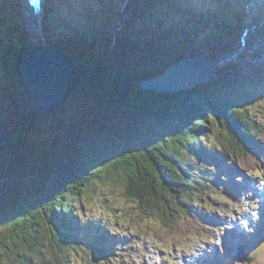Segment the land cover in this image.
Here are the masks:
<instances>
[{"label": "trees", "instance_id": "obj_1", "mask_svg": "<svg viewBox=\"0 0 264 264\" xmlns=\"http://www.w3.org/2000/svg\"><path fill=\"white\" fill-rule=\"evenodd\" d=\"M9 1L11 2L9 3ZM9 1L5 6L2 4L4 7L2 12H0V61L2 62L5 76L4 79H0V112L5 114L4 116L9 122V136L11 141V145L8 149L0 148V155L4 164L1 171L2 176L9 177L11 180L4 198L0 203V264H35V260H33L34 258H41L40 260L43 261L44 264H71V258L74 256L73 252L78 254L80 250L86 248L87 244L91 242V240L92 243L90 244L92 246L97 245L98 248L99 241L90 239L88 237L90 236L88 235L90 232L83 231L87 235L88 239L82 238L79 240H70L66 238V236H68L67 233L61 234L59 232V225H57L58 221H66L68 218L66 213L68 211L71 216L76 218L78 210L76 207L73 208L70 203H64L65 197H69L68 199H71L70 202H77L79 205L78 207H83L82 195L84 191L85 194H90L95 191L94 184H96V182H94L93 177H98L97 180H100L99 182L103 186L112 185L115 187L117 185H114V183H120L119 186L124 189L128 199H133L134 201H136L135 199H139V205L143 211V215L145 214L148 218V216H150L148 214H152L151 217L153 219L157 218L163 226L172 227L173 224L181 225L182 220H184L185 223H191L194 225V221L197 219L196 214L198 207H206L210 211L217 210L218 204L213 205V201H211V199L214 197L212 190L217 191V189H219L217 184L221 181L219 178L221 170L218 168V163L221 159L217 156L220 155V152L224 156L231 155L233 159L240 162L244 166L253 167L255 164H259L260 167H263V162L259 161V158L252 155L251 151L256 149L253 148L254 144H257L260 138H264V126L263 123L256 118V116L252 115L251 112L253 107H258V109L264 107L262 106L264 102V92L260 89L262 82H264V68L258 71L256 75L253 73L247 74V77L243 76L241 79L236 78V80H231L230 78H227L225 80L222 78L225 80V84L229 85L228 89H225L226 91L223 90L225 86H217V88L214 86L213 89L215 90V94H213L209 92L212 84L205 86L204 91L209 93L206 95L207 98H205L203 102L199 101V104L197 103V106L193 108L194 112L191 113L192 115H189V119L192 122V126L189 129V133L191 135L186 138V135L180 132V119L183 118V120H185L188 111H186V109H191L193 106L192 104H194L191 101L193 97H190V95H177V92L173 94L169 93V95L166 94V96L162 98L159 97L151 99V96V100L146 98V101L150 103L155 112L154 116L151 115L148 117L150 119H147L148 125L149 122L154 124L152 127L149 125V127L155 133L151 136L150 141L156 154L151 157H145L143 154H140L134 159L128 158L129 160H126L123 163V166H121L116 163V155L118 154V156L121 155L125 158L126 156L124 155V152L126 151V153L131 154L130 149H128V147L126 150H123L121 147L117 148V154L115 153L111 156L110 151L109 153L107 152L108 148L106 144V140L109 137H107V135H103L104 137L102 136V140H98V134H91L93 128L86 132L88 136L83 135L84 131L81 130L82 135L79 133L76 139L72 138V140H69V145H66L68 148L65 147V142H62V144L59 142L57 135L53 136L56 137L55 140L52 137L50 142L52 145H46L43 150L32 149V147H29L31 139L25 136L23 137V135H18V130L14 128L19 126L23 130H26L27 128L28 132H35L37 134L44 135L46 129L42 128L44 123L40 124L41 118L47 119L48 117H52V115H54V117L58 116L59 112H62L64 109L63 107L68 105L67 103L69 100L67 101L68 98L64 99L57 108L48 114H38L26 88L21 81L20 75L17 74L16 71L13 73L9 72L11 66L8 65L4 56L5 58L7 56L9 57V52L12 50L14 63L19 67V61L16 59L18 57L15 56L16 49L12 47L13 49L11 50V46L13 45L16 47L15 43L17 42L16 35H18V33H15V28H19L22 33L24 32L27 34V30L25 29L26 24H21L20 21L22 20L19 17L20 15L15 14L13 11V1ZM157 3H159L157 0L150 1L148 9H146V12L151 17H155V22L151 23L148 20L149 17L144 16L146 24L143 23V25L139 26L140 30L143 27L154 30L159 28L156 27V25H158ZM117 4H120V0H93L92 3L91 0H86V3L83 4L82 7L79 8L76 6V8H79V12H82V15L78 17V21L75 23H69V21L66 22L63 20V22L67 26L72 27V29L77 27L73 26L74 24L81 23V27L87 30L85 32L88 33L89 40L91 41V37L94 38V44L92 45L87 41L84 45V49L80 46H75L82 42L81 38V40L78 41L79 43H68V45L66 43H62L61 50L59 49V51L69 58L76 68V71L74 69L72 72L74 77L72 76L71 88H69L68 97H71V91L73 90H75L76 96H78L77 94L79 93L80 87H78L79 85L77 84L76 79L81 82V80L85 77L84 74L79 77L78 74L81 71L77 72V70L80 69L83 64H86V66L84 65L83 67L90 69L94 67L93 61H90L89 58L86 57L88 55L95 56L96 60H98L99 55L116 56L117 62L120 64L121 69L123 68V72L125 73V75H123L124 78L128 76L129 78L133 77L132 72L134 70V77H136L135 85L144 78L159 75L160 72L167 66V62L165 63L164 61L165 59H162V56L167 49L165 47L166 45L157 40L158 38H162L163 30H161V32L151 33V31L143 32V30H145L143 29L142 32H140V35L136 38V41H133V38L137 35L135 32L138 31V28H136V30H132L134 33L133 35H121L125 40H123L121 36L111 33V21L117 14ZM136 8L137 3L135 4V10ZM75 11L78 12V9ZM168 14H165L164 17L168 16ZM55 17L59 20L61 19L60 16ZM208 21H210V19L204 21L203 18L200 19L196 16H192L190 18L188 17L185 21L186 23L184 24L186 28L183 27L185 29L183 34L177 32V25L179 24L172 26L175 31L174 33L172 32L173 35L177 34L180 37L181 35H184L180 39L184 42L183 46H181L180 40L178 39L180 49L185 51L192 47L194 51L197 50L196 47L203 45V33L207 34L206 36L209 43H215V36L213 35L212 29L209 31V27L206 24ZM167 23L170 25L172 22L168 21ZM210 24H212V22H210ZM218 24H220V27L226 28H222L219 33L225 32L230 34L233 32L230 30L231 26H228L224 20H222V23L219 22ZM106 31H109V33ZM104 32H106V36L104 35ZM8 33L11 34L10 37H13L12 40H14V42L9 39L10 37L7 35ZM67 34L68 33H64L63 35ZM79 34L82 35L81 33ZM113 35L116 36H114L115 40H119L121 42H117L120 45L116 43L113 44L112 41H110L112 38L111 36ZM129 38L133 41L128 42L129 44H132L136 48L139 46L136 54L132 53V50L127 49L126 46L123 47L124 44H128L125 43V41L127 39L129 40ZM100 45H102L101 48ZM4 48L7 50L6 53L4 52ZM150 49L154 50L148 52ZM133 50L135 49L133 48ZM176 51L178 50L176 49ZM176 51L174 49V52ZM78 52H81V54ZM175 54H172L170 58H168V60H171L169 63H175L186 56L185 52L182 54L176 52ZM134 55L136 56L135 59H137V57H142L143 59L145 58V65L147 67L140 66L144 65L142 63L138 62L136 64V62L131 61L135 60L132 59ZM1 58H3V60H1ZM11 59H13V56L10 60ZM126 63L129 64L126 65ZM152 63L153 66L148 67ZM163 72L164 70L162 73ZM230 82H233L234 86L230 85ZM83 85H85V83H83ZM83 92L84 98H82L81 101L79 99L80 103L86 101L85 97L87 96V93L85 92V89H83ZM155 96L156 94L153 95V97ZM74 109L76 110L77 107ZM176 110H179L181 113L183 111L181 117L180 113ZM207 110H210V113L218 120V126L221 128L220 130L217 128V131L214 134V136H216L215 143L218 142V145L214 144L212 146L209 144L210 142L206 140V137L209 136L210 133L214 132V128L210 125ZM53 112L56 113L54 114ZM69 114V112L63 111V113L59 115V117H62L60 121L62 119L67 120V118H69ZM13 115L17 116L16 120L12 119ZM20 115L24 116L21 117ZM177 119H179V121H177ZM60 123L58 126L56 125V127L63 130L62 126L64 125L62 124L61 126ZM204 126L206 127L202 131L200 128ZM34 127L37 128L35 129ZM46 127H48V130L51 129V131H55V129H52L49 126ZM145 139L146 138L142 136V141H140L142 143H147ZM140 141L139 144L141 145ZM196 147L205 148L200 150L199 156L195 151ZM255 147L258 146L255 145ZM17 154L20 164H18L17 161V166H15V155ZM57 161L64 162L63 164L66 162L68 167L70 164L73 165V171L77 172L71 171V174H77L75 177L76 179H84V182L76 183L73 185L74 187L71 186L72 188L69 192L66 191V183H61V189H63L64 195H60L58 199H55V195L58 193L55 188L48 187L51 186L48 179L40 182L39 186L33 183V185L28 184L24 178L12 180L13 177H20L22 174L17 171L19 166L27 165L28 169H31V165L36 163L38 166L40 164L38 162H41L38 166L41 171H37V175L41 178L46 173L51 171L53 165L56 164ZM44 164H47V166H43ZM165 164L174 168L172 172L180 178V181L174 179L172 175L166 173L167 171L164 168ZM49 165L50 167H48ZM42 166L43 168H41ZM152 168L154 173L150 170ZM23 169L25 170V168ZM32 169V171H36L37 167H32ZM100 170H103L104 174H99L98 172H100ZM91 174L93 176L92 178L90 177ZM133 176H135V179H132ZM129 180L135 184L134 188L128 187L130 183ZM83 185L85 188L84 191H81L80 187ZM174 187L179 188L175 189ZM49 189L51 195L48 197L45 194ZM167 190L168 192L170 191V194L172 195V201L166 194L163 193H166ZM181 191H189V195L186 194V198L183 199L181 196L184 192ZM150 192L152 194V196H150L152 199H142L144 197L146 198L145 194H147V196L150 195ZM33 195H37V197H34ZM41 195H45L46 198L52 201V207H54V210H52V207H49L48 209L45 208V214H50V219L43 222V229H48V238L50 236L57 238H54L57 240L56 245L59 244L60 240L62 242V246H65L64 250L66 252L62 258L58 257L60 255L54 251L52 239H49V241L46 242L47 245L43 247L40 246V243H38L37 246L35 244L36 240L40 239L41 241V239H43L37 238L38 235H41V233L37 235L33 232L36 231V225H38L37 216L40 212L37 213L36 210L39 208L36 204L38 201L37 199ZM211 204L213 205L212 208H210ZM182 210H186L188 215L184 214L180 217L179 213ZM35 212L36 214H34ZM99 219L101 224H105V227H109V225L106 224L101 217ZM187 220L189 221L186 222ZM86 223L89 224L90 222L88 221ZM63 224L67 226L66 223L63 222ZM117 224L118 223L115 225ZM88 251L89 250H87V255ZM90 251L94 254L88 258L90 260L89 264H111V258L108 257V254L100 251L95 252L93 249ZM83 253L84 252H82V254ZM2 260H6L7 263H4V261L2 262Z\"/></svg>", "mask_w": 264, "mask_h": 264}, {"label": "rangeland", "instance_id": "obj_2", "mask_svg": "<svg viewBox=\"0 0 264 264\" xmlns=\"http://www.w3.org/2000/svg\"><path fill=\"white\" fill-rule=\"evenodd\" d=\"M139 2H140L139 9H141V11H142L144 6L142 5L141 0H139ZM135 4H136V2L133 0H121L119 6H117V9H116L117 12L115 11L117 14L115 13L116 15L112 18V21H111V24H112L111 33L118 35V36H121V35H128L129 36L130 34L131 35L134 34L132 31L133 29L136 30V28H138V31L135 32V34H137V35L133 38L134 39L133 41H136L137 40L136 38L140 35V32H142L143 29H145V30H143V32L151 31V33L152 32L153 33L161 32V30H163L162 31L163 32L162 38L157 37L158 38L157 40L159 42L165 44L166 45L165 47L167 48L164 55L163 56L160 55L163 57L162 59H165L164 60L165 63L167 62V66L165 67V69H163L165 71L169 66L174 64V63H172V64L169 63V61H171V60L170 59L168 60V58H170V56L172 54H175L176 52H178V51H176V49L179 48L178 42L184 35H181V37L178 36L177 34L173 35V33H172L173 28H171L170 26L168 27V26L164 25V24H166L164 22L162 24L160 23L161 26L158 25L159 28L156 30L147 29L146 27H143V28L141 27L142 29L140 30L139 25L140 24L142 25L141 22H143V20L137 16V14H139L138 11H136V14H135ZM145 4L148 7L150 5V2L147 1L145 3V1H144V5ZM130 5L132 6V8L128 7ZM240 6L241 7H239V9L243 10L244 7L242 6V2L240 3ZM235 7H237V6H235ZM15 9H16V5H15ZM232 10H233V12L235 11L234 7H232ZM13 11L15 14L21 13V12L16 13L14 8H13ZM51 11H53V13H56L57 10L54 7H51ZM145 12H146V10H145ZM242 12L244 13V11H242ZM27 19H28V16L26 15V12H23L22 19H21L22 21H20V22H21V24H26L25 29L27 30V34L24 32L22 33L19 28L18 29L15 28L16 29L15 33H18V35H16L18 43L17 42L15 43L16 47H14L13 45L12 46L10 45L11 50L13 48L16 49L15 56L18 57V58H16L18 61H20L22 55L25 53V50L27 48L38 47V46L43 44L41 39L43 41H45V37L42 36V38H40V37L37 38V35L39 36V34L43 33L44 31H47L48 34L50 33V39H51L50 42H52V43H48V46H51L53 49H56V50H54L55 52H57V51L59 52V49L61 50L62 43H64V44L66 43L67 45H68V43L69 44L79 43L78 41L81 39H82V42L78 45H75L76 47L80 46L82 49H84V45L87 43V41L89 43H91L92 45L94 44V40H93L94 38L91 37V41H90L88 38V33L85 32L87 30H85V28H82L81 25L74 24L73 26H77L74 29H72V27H70V26H67L63 22V20L69 21V19H67V18L60 19V20L54 19V21H53V19H50L47 26H43L44 27L43 30H41L40 24H38V29H31V27L28 28V23L26 22ZM154 19H155V17H150L148 20L151 23H153ZM29 21H30L29 25H32V23H31L32 20H29ZM43 21L44 20H42L40 23H43ZM204 21H207V20L204 19ZM137 22H139L140 24H138ZM177 27L179 29H183L179 25H177ZM239 27L236 29L239 30ZM222 28L226 29L225 27H220L219 25L214 27L212 32H213V35L215 36V38H219L221 36L219 32H220V29H222ZM208 30L210 31L211 29H208ZM166 31H169V32H166ZM106 32H104V35ZM20 33H21V35H20ZM64 33H68V34L63 35ZM79 33H81L82 35H80ZM107 33H109V31ZM203 34H204L203 40H208V38L206 36L207 34H205V33H203ZM7 35H9V37H10L11 34L8 33ZM115 35L111 36L112 38L110 39V41H112L113 44L116 43V44L120 45L119 43H117L119 40L117 41L114 39L116 37ZM64 36H67V37H64ZM76 37H78L79 39ZM12 38L13 37L11 36L9 39L12 40ZM121 38H123V37L121 36ZM226 38H228L230 41L233 40L232 36L226 37ZM123 40H125V39L123 38ZM133 41L130 40V38H129V40L127 39L125 41V43L133 42ZM12 42H14V40H12ZM214 42H215V39H214ZM216 43L217 42L213 43L214 46H207L208 49L206 48L207 52L210 51V52H208L209 56H210V53H212L213 55H216V58H214V59H216V60H214L215 62H213V64H210L211 68H213V70H214V73L212 74L213 79L214 78L215 79L221 78L220 74H223L222 78L225 80L227 78H230L231 80H234L236 78L241 79L243 76L247 77L248 76L247 74L253 73L254 75H256L258 73V71H260L261 69L264 68V64H260L261 65L260 67L254 66V64H250L253 62H251L249 58L247 61L248 63L246 65H244V63L241 64L240 61L237 60L238 57H235L236 59L231 64L226 63L225 60L223 59L225 65L227 67H225V69H223V71L220 70L219 69L220 67L223 68L222 67L223 62H221V59H220L221 58L220 56L224 55V54H222L223 53L222 52L223 51V49H222L223 45L222 44H216ZM180 44H181V46L184 45L183 40H180ZM72 45H74V44H72ZM206 45H208V41H206ZM125 46L127 49L132 50V53H135V54L137 53V51L139 49V46L137 47L138 48L137 49L135 46H133L132 44H129V43L123 45V47H125ZM101 47H102V45H100V48ZM253 47L255 48V45ZM253 47L251 49H253ZM133 48L135 50H133ZM225 48L228 49V48H230V46L226 45ZM174 49L176 52H174ZM152 50H154V49H150V50H148V52H151ZM189 50H191V49H187V50H185V52L189 53ZM215 50L218 51V54L213 53V52H215ZM225 51H226V49H225ZM4 52L5 53L7 52V50H5V48H4ZM10 52H9V57L7 56L5 58V56H4V59L7 60L8 65L11 66L9 72L13 73L14 71H16L17 74H20L19 67L14 63V55H12L13 50ZM78 53L81 54V52H78ZM248 53H250V52H248ZM10 56L11 57L13 56V59L10 60V58H11ZM80 57H81V55H80ZM86 57H88L90 61H93L94 67L92 69H90L87 67H83L84 65L86 66V64H83V66H81L80 69L77 70V72L81 71L78 74L79 77L82 74L85 75L84 79H82L81 82H79V80L76 79V82L79 85L78 87H80L79 93L77 94L78 96H76L75 90L71 91V97L70 96L68 97V92H67V94L65 95V99L68 98L67 99V101L69 100L67 103L68 105L63 107L64 109L62 110V112L61 111L59 112L58 116L54 117V115H52V117H48L47 119L41 118L40 124L44 123L42 128L46 129V132H44V135L37 134L35 132H33V133L28 132L27 128H26V130H23L19 126H16V128H14V129L18 130L17 134L23 135V137L25 136V137L31 139L30 140L31 141L30 146L29 145H27V146L32 147V149L43 150V148L46 147V145H50V144L52 145V143H50V142H51V139L53 136L58 135L59 142H61V144H62V142H65V147H67L66 145H69V140H72V138L76 139L78 137V134L81 133L82 131H84L83 135H87L86 132L90 131V129L93 128V131L91 132V134H94V133L98 134L97 135L98 140H102L103 135H107V137H109L106 140V144H107V148H108L107 152L109 153V151H110L111 156H112V154L116 153L117 148L121 147L123 150H126V148L128 147V149H130L131 154L126 153V151L125 152L123 151L124 155L126 156L125 157L126 159L121 155L118 156V154L116 153L117 154L116 155V163H118L121 166H123V163L126 160L134 159V158H136V156H139L140 154H143L145 157H151L154 154H156V152H155V150L151 144V141H150L151 136L154 135L155 133L149 127V125L152 127L154 124L152 122L151 123L149 122V125L147 124L148 123L147 119H150L148 117H150L151 115L154 116L155 112H154V108L150 105V103L146 101V98L149 100L154 99V98H159V97L162 98V97L166 96V94L159 93V92H153V91L148 92L146 90L141 89V87H139V83H137L135 85V78L136 77H134L135 76L134 70L132 72L133 77L129 78V76H128V77L124 78L123 75H125V73L123 72V68L121 69L120 64L117 62L116 56H111V55H106V56L101 55L100 56L99 55L98 60H96L95 56L88 55ZM133 57L134 58H132V59L136 58V56H133ZM188 57L190 58V54ZM16 59H15V62H16ZM144 59L137 57V59L131 60V61L136 62V64L138 62L142 63L144 65H140V66L147 67L145 65L146 60H144ZM1 60H3V58H1ZM68 60H69V58H68ZM259 62H261V61H259ZM128 64L129 63H126V65H128ZM0 65L3 68L1 62H0ZM70 65L73 69L72 72L74 71V69L76 71V68L74 67V65L72 63H70ZM150 66L152 67L153 63L151 65H149L148 67H150ZM239 69H241V70L239 71ZM162 71L160 72L159 75H162ZM227 71H228V73H226ZM218 74H219V76H217ZM72 76L74 77L73 73H72ZM72 76H71L70 82H69L70 86H71ZM155 76H157V75H155ZM151 77H154V76H151ZM83 83H85V85H83ZM217 83H219V82H217ZM217 83L216 82L212 83L211 90L209 91L210 93L215 94V92H214L215 90L213 89V87L215 86L217 88ZM207 85H209V84L200 83L195 88L179 91L177 94V95H190V97H193V99L191 100L192 103H194V104H192L193 105L192 108L186 109V111L188 110L187 111L188 115L186 114L185 120H183V118L180 119L181 120L180 121V124H181V128H180L181 131L180 132H182L184 135H186L185 138L189 137L191 135L189 133V129L192 126V122L189 119V115H192L191 113L194 112L193 108L195 106H197V103L199 101L203 102V100L205 98H207L206 95L209 92L207 93L204 91V87ZM230 85H233V82H230ZM70 86H69V88H71ZM260 87H261L260 89L263 90V92H264V82H262V85ZM69 88H68V91H69ZM83 89H85V92L87 93V96L85 97L86 101H84L83 103L82 102L80 103L82 98H84L83 97V94H84ZM223 90L226 91L225 88ZM227 92H229V91H227ZM155 94H156V96L153 97V95H155ZM167 95H169V94H167ZM150 96H151V99H150ZM79 99H80V101H79ZM262 106H264V102H263ZM75 107H77L76 110L74 109ZM181 109H184V108H181ZM35 110H36V108H35ZM179 110H176V111H178L180 113V117H181L183 111L181 113ZM63 111L70 113L69 118H67V120L62 119L60 121V119L62 117L61 116L59 117V115L62 114ZM184 112H185V110H184ZM48 113L49 112H45L42 114H48ZM53 113L55 114L56 112H53ZM207 113L209 114L210 125H211V127L214 128V132L210 133L209 136L206 137V140H208V142H210L209 144L212 146L214 144L218 145V142L215 143L216 136H214V134L216 133L217 128L219 130L221 128H220V126H218V120L215 119V117L210 113V110H207ZM251 113H252V115L256 116V118L258 120H260V122H262L263 126H264V107L261 109H258V107H253ZM38 114H40V113H38ZM13 116H12V119L16 120L17 116L16 115H13ZM20 116L22 117L24 115H20ZM38 120H39V118H38ZM177 121H179V119H177ZM54 123H57V124H54ZM59 123L61 126H62V124L64 125V126H62L63 130L56 127V125L58 126ZM14 125H15V123H14ZM46 126H49L52 129H55V131L54 130L51 131V129L48 130L47 129L48 127H46ZM155 127H156V124H155ZM205 127L206 126L200 128V129L203 131V129H205ZM34 128L36 129L37 127H34ZM32 130H30V131H32ZM154 130H155V128H154ZM80 135H82V133ZM142 136H144L146 138L145 140L147 143L141 142ZM53 139L55 140L56 137H53ZM9 140H10V136H9ZM138 140L139 141L141 140L140 141L141 145L139 144ZM9 143H10L9 144V147H10L11 141ZM9 147H7V149ZM146 148H148V149H146ZM201 149H205V148L196 147L195 151H196L198 156H199ZM256 149L260 150V148H258V147H256ZM140 152H142V153H140ZM25 153H27V152H25ZM17 157H18V154L15 155V162H14L15 166H17V161H18V164H20L19 163L20 161L18 160ZM57 162H56V164L53 165V168L51 169V171L49 173H46L41 178L37 175V171L40 170V168L38 166L41 164V162H38V163H40L38 166L36 163H34V165H31L30 166L31 169H28L27 165L19 166L17 171L21 172L22 174L20 175V177H18V176L13 177L12 180L24 178V180L28 184L33 183V184H37V186H39L40 182L48 179L50 182V185H51L48 187L55 188V190L58 192L55 195L56 196L55 199H58L60 195H64V193H63L64 191H63V189H61V186H62L61 183H63V182L66 183V185H67L66 191L69 192L70 189L72 187H74L73 185H75L76 183H79V182L80 183L84 182V179H81V180L76 179L75 177L77 176V174H74V175L71 174V171L74 170L73 165L70 164V166L68 167V164H66V162H65V164H63L64 162H61V161H57ZM31 163H32V161H31ZM224 165H225V163L223 164V166ZM43 166H47V164H44ZM43 166L41 168H43ZM218 166H220L219 163H218ZM32 167H34V168L37 167L36 171H32L33 170ZM48 167H50V165ZM23 168H25V170ZM164 168L167 171L166 173L172 175L174 177V179H177V180L180 179L176 174H174L172 172V170L174 169L173 167L165 164ZM150 170H151V172H153L152 171L153 168ZM73 172H77V171H73ZM98 173L104 174L103 170L102 171L100 170V172H98ZM30 174H32V175H30ZM90 177L91 178L93 177L92 174L90 175ZM228 177L229 176H227V178ZM236 177H237V179L229 177L227 180L224 179L225 181L224 180L219 181V183L217 184L219 189H217V191L212 190V194L214 195V197H212L211 201H213V205L219 204V206H220V208H219L220 211H216V213L218 216H220L222 218L225 217L226 221L231 220L232 217H230L231 214L228 211H226L223 207H221V202H222V204H223V202H226V204H225L226 206H229V203H227L228 200L230 202H232L231 200H233V198L235 197L234 192H236V189H234V192H233L232 188L235 185H238V182H236L237 184H235L234 182L235 181H239V182L242 181V179L239 178V176H236ZM97 178L98 177H96V178L93 177L94 182H96V184H94V187H95L94 192H91L90 194H85L84 185L80 187L81 191H84V193L82 195L83 207H78L79 205L77 204V202H75V203L70 202L71 199L69 200L68 199L69 197H67V196L65 197L64 203L65 202L67 204L70 203L73 206V208L76 207V209L78 210V213L76 214V218H75L74 216H71L68 213L69 212L68 211L66 213L68 218L66 219V221L63 220V222L66 223L67 226H65L62 221H58L57 225H59V232L61 234L67 233L68 236H66V238H68L70 240L71 239L72 240H79L82 238L88 239V237L90 239L98 240L99 237L96 236L97 237V239H96L94 234L95 235L97 233L98 234H102V233L106 234V232H104V230L99 231V228H98V230L95 229V227H100L101 229L105 228L104 224H101V221L99 219L100 217L103 221L108 222L110 227H112L114 225V223H119V225H120L119 227L113 226L111 229L107 230L109 235H111V243H110V246H107L106 251L103 253L111 254V256L108 255V257L111 258L110 259L111 264H146V262L154 263L155 261H158L161 264H163V263L171 264V262L167 263V261L164 260L165 257L168 259H173L174 257L171 256L170 254L175 255V256L180 255L181 258L179 259L178 264H185L184 261L182 260V257L185 256L186 259H191V255L188 253H190L191 251H194L195 249H198V251H196V255H199L200 252L203 254L205 251H208V249H211L210 245H212V246L218 245L219 234H223V233L226 234L227 233L224 230V228H226V224L223 226V228H220L217 230L218 235L215 237H214V235H209V234L205 233L202 229L204 228L203 223L207 224V219L204 216H202L201 214L199 216H198V214H196V217L199 220V225H198L199 227L193 226L191 223H185V221L182 219H179V220H182L181 225L180 224H173L172 227L171 226H163L159 222V220H157L156 217H154L156 219H153L151 217L152 214H148V215H150V216H148V218L145 216V214L143 215V211L139 205V202H140L139 199H135L136 201H134L133 199H128L124 189L119 186L120 183H114V185H117L115 187H113L112 185L103 186L102 184H100V182H99L100 180H97ZM219 178H220V174H219ZM66 179H67V181H66ZM132 179H135V176H133ZM220 180H221V178H220ZM127 182H128V180H127ZM129 182L130 183H129L128 187L134 188L135 184L130 180H129ZM29 187H32V186H29ZM77 187H79V186H77ZM174 188L177 189L179 187H174ZM38 189H39V187H38ZM181 192H184V191H181ZM188 192H184L181 197L183 199H185L186 198L185 195L188 194ZM163 193L166 194L170 200L172 199V195L170 194V191L168 192V190H167L166 193L165 192H163ZM45 195H47L48 197L51 195L50 189L46 192ZM45 195H41L37 199L38 201H37L36 206L40 210L37 209L36 211H37V213L38 212H40V213H38V216H37L38 225H36V231H33V232H35L37 235L41 233V235H38L37 238H43V239H41V241H40V239L36 240L35 244L37 246L38 243H40L41 244L40 246L43 247V246L47 245L46 242H48L49 239H52V245L54 246L53 247L54 251L60 255L58 257L62 258L66 252L64 250L65 246H62V244H61L62 242L60 240H59V244L56 245L57 240H55V239H57V238L53 237V236H50L48 238V232H49L48 229H45V228H44L45 230L43 229V222L48 221L50 219V214L47 213V215H46L45 210L48 209L49 207L50 208L52 207V201H50L48 198H46ZM145 195H146V198L143 196L144 198H142V199H152V197H150V196H152L151 192H150V195H148V196H147V194H145ZM33 196L37 197V195H33ZM240 197H241L240 200H242L243 202L249 203L248 201H249L250 195L246 196V194H245L244 196H240ZM213 205L211 204L210 208H212ZM251 205L255 206L254 203L253 204L251 203L249 207L247 204H245L243 209H241L240 211L237 210L238 214L235 215V219L242 220L245 213L250 214V218H247L244 221V223L243 222L240 223L243 226L244 230L246 232H249L250 235L252 233H254L255 229H256V227L254 225V220H255V223H257L259 221V220L256 221L257 220L256 218L259 215V213H257V210H254V208L251 207ZM207 209L200 207V208H197V212L209 214L210 211ZM52 210H54V207H52ZM34 214H36V212ZM184 214L188 215L186 210H184V211L182 210L179 213L180 217H182V215H184ZM69 219H70V221H69ZM249 219H252L250 225H249ZM198 220L194 221V223L197 224ZM82 221H84V222H82ZM88 221L90 222L89 224L86 223ZM188 221L189 220H187L186 222H188ZM172 222H174V221H172ZM174 223H176V222H174ZM223 223H221V224H223ZM227 225L229 226V224H227ZM204 226H205V229H207L206 225H204ZM191 229H193V230H200L201 229L202 231H200L201 233L200 232L199 233H197V232L192 233ZM87 230H88V232H90V233H88V235H90L88 237L83 232V231H87ZM65 234H64V236H65ZM109 235H107V236H109ZM200 236H203L205 239L208 240V242L202 241V239H199ZM220 237H222V236H220ZM257 238L253 239V240L249 239V243H250L249 247L250 248H248V254L252 256V260L250 259V261H244L245 262L244 263L242 261H239L237 258H234V257L229 258L226 255V253H224L222 263H217V264H264V236L257 237ZM90 243H92V240H91V242H89L87 244L86 248H83L82 250H80L78 252V254H75V252H73L74 256H72V258H71V264H89L90 260L88 258H90L94 254L90 250L93 249L95 252H98V250L100 248V243H99L98 248H97V245L92 246ZM229 247L233 248L231 245ZM87 250H89L88 255H87ZM100 251H102V250L100 249ZM82 252H84V253L82 254ZM0 254H1V251H0ZM44 255H46V254H44ZM211 255H212V253L209 256L210 258H211ZM113 256H114V258H113ZM205 257H208V255L204 254V258ZM40 259L34 258L33 260H35V264H44L43 261H41ZM3 261H4V263H7L6 260H2V262ZM193 264H198V262L195 261V263H193Z\"/></svg>", "mask_w": 264, "mask_h": 264}, {"label": "bare ground", "instance_id": "obj_3", "mask_svg": "<svg viewBox=\"0 0 264 264\" xmlns=\"http://www.w3.org/2000/svg\"><path fill=\"white\" fill-rule=\"evenodd\" d=\"M8 1L9 0H0V12H2L3 7L6 4H8ZM12 1H13L12 2V7L14 8V10L16 11V9H18L16 11V13L21 12V13H19V15H20L19 17L21 19H22L23 12H26V15L28 16V19L26 20V22L28 23V28L31 27V29H38V24H40L41 25L40 28L43 29L44 28L43 26H47V24L50 21V19H52V18H49V17H54V16H60L61 19L67 18V19H69V23H72V22L75 23L76 21H78V17L82 15V12H79V8L82 7L83 4L86 3V0H57L55 2V3H63V4L64 3H70L71 4L70 5L71 8L78 9L77 13H71L63 5H60L59 8L56 5V8H55L53 1H50L48 3L47 0H44V3H42V1L30 2L28 0H22L23 2H21V3L19 2V4H18L17 1H21V0H12ZM133 1H135L137 3V8L135 10V14H136V11H138L139 14H137V16L140 19L143 20V22H141L142 25H143V23L146 24L145 19H144V13H143L146 9H148L146 4L144 5V1H146V0H141L142 5H144L142 11H141V9H139V7H140L139 0H133ZM148 1H152V0H148ZM159 1L161 3H157L156 4L157 5V10H158V18H157L158 25H160V22H161V24L164 22V23H166L164 25H166L168 27L170 26L171 28H173L172 26H176L177 24H180V23L183 24V27H185V25H184L186 23L185 21L187 20L188 17L190 18L192 16L199 17L200 19L203 18L205 20H207V19L209 20L210 19V20H212L215 23H219V22L222 23V20H224L226 22V24H228V26L232 27V24L228 20L229 19L228 15H234L232 7H234L235 10H238L239 7H241L240 3L242 2L241 0H225L228 4L230 3L229 4L230 7H229V5H227L226 7H224V9H221L219 6H216V8L214 7L218 3L217 0H181V1L180 0H159ZM168 1H171V2L175 3L176 7L179 9V11L178 12H170V13L167 12V8L170 6V4L168 5ZM251 1L252 0H247L246 4L248 5V7L245 4V10H244L245 14H246V11L248 10L247 11V13H248L247 15H249V17H250V19L248 18L247 20H245L243 22L247 28L251 24V19H253L252 16H255L254 12L256 11V9L262 7V4H259V5L258 4H251ZM10 2L11 1H9V3ZM80 2H82L83 4L80 3ZM92 2H93V0H91V3ZM120 2H121V0H120ZM2 4H4V6H2ZM190 4L191 5H195L196 8H192V9L188 8L186 11L180 10L181 5L188 7V6H190ZM242 4H243V2H242ZM15 5H16V9H15ZM117 5L119 6V4H117ZM76 6H78L79 8H76ZM235 6H237V7H235ZM51 7H54L57 10L56 13H53V11H51ZM128 7L132 8L131 5L128 6ZM171 7H174V6H171ZM196 11H199L200 15H196L195 14ZM165 14H168V16L164 17ZM182 14H184L185 16H182ZM47 16H49V17H47ZM159 17H161V18H159ZM165 19H167V20H165ZM29 20H32L31 23H32V25H35V26L29 25V22H30ZM42 20H44L43 23H40V21H42ZM64 21H66V20H64ZM168 21L172 22V23L169 25L167 23ZM213 22H212L211 26L212 27H216L217 24H215ZM137 23L140 24L139 22H137ZM241 23H242V21L240 20L239 25H237L236 28H238ZM158 25H156V27H159ZM139 26H141V24ZM184 30L185 29H179L178 28L177 32L183 34ZM172 32L173 33L175 32L174 29L172 30ZM203 35H202V39H203ZM42 36L43 35H41V37L37 35V38H39V37L42 38ZM243 39H247V38L244 36ZM50 41H51L50 38L45 37V42L52 43ZM253 46L254 45L252 44V46H250V48H252ZM225 47H226V45H223V48H222L223 49V51H222L223 53L222 54H224L225 49H227ZM190 48H192V47H190ZM196 48L198 50L199 47H196ZM247 48H248L247 46H245L244 48L240 47L241 51H243L244 49H247ZM177 49H178V53H180V54L185 52L182 49H180V47L177 48ZM197 50L189 52V53L185 52L186 56H184L183 59L176 61L171 66H174L177 62H184V63H186L188 65H191L193 63L198 62L197 57H200V56L198 55L199 51H197ZM203 51L206 53L207 58H209V55H207L208 53H207L206 48H204ZM140 52H141V50H140ZM59 53H61V55H63L64 57L68 58L62 52L59 51ZM213 53H217L218 54V51L215 50V52H213ZM189 54H190V58L188 57ZM235 59L236 58H234V60ZM233 61L232 60H225L226 63H230V64L233 63ZM70 63H72V62L70 61ZM171 66H169L168 68H170ZM213 73H214V70L212 68V74ZM71 76H72V71H71ZM4 77L5 76H4L3 68L0 65V79L2 80V79H4ZM150 78H152V77H150ZM150 78H145V79H150ZM217 86H225V89H228V85L226 86V84H223V83H220V82L217 84ZM160 93H163V92H160ZM174 93H177V92H174ZM171 94H173V93H171ZM40 114H42V113H40ZM2 115L4 116V114H2ZM6 120H7V118H6ZM7 123H8V135H9V122H8V120H7ZM9 142H10V140H9ZM255 145L258 146L260 148V150L254 149V150L251 151V154L256 156V158H259L258 160L263 162V167H264V138H260L259 142L257 144H254L253 148H256ZM0 148H7V147H0ZM217 156L221 159V161L219 162L220 166H218V168L221 170V174H220L221 181H223V179L227 180L228 179L227 176L232 177L234 179H237L236 176H239V177L242 178V181L238 182V185H235L232 188L233 192H234V189H236V192H234V196H235L234 198H236V200H237L235 202L236 205L232 204L229 200L227 202V203H229V206L225 205L226 202H223V204L221 202V207H223L226 211H228L231 215H233L234 216L233 218L235 219V215L238 214V211L243 209L245 204H247L248 207H249L250 206V202H251V201H249V203H246V202H243L242 200H240V198H241L240 196H242L240 194H246L249 191H252L254 189L257 190V191L260 190V186L259 185L261 184V181L264 180V178L255 179V177H256L257 173H262L263 172V170H262L263 167H260L259 164H255L253 167L244 166L240 162H238L235 159H233L231 155L224 156L221 152H220V155H217ZM0 157H1V155H0ZM224 163H225V165H224L225 167L223 166ZM255 170H256V172L254 173ZM1 171H2V169H1ZM1 175H2V173H1ZM3 177L6 178L7 181H8V185H7V189H8V186H9L11 180H10L9 177H5V176H3ZM236 182L237 181H235L234 183L237 184ZM251 200L257 203V205H258L257 209L260 210L259 215L256 218L257 219L256 221H258V220L259 221L257 223H255V220H254V225H255L256 229H255V232L252 233L251 235L249 234V232H246L244 230V228L240 225L241 222L237 221L238 219H236V221L234 222V226H233L232 224H230V222H229L230 220L226 221L225 217L222 218V217L218 216L216 211H220L219 204H218V208H217L216 211H210L206 207H203L204 209H207V210L210 211L209 214L208 213L197 212L198 216H199V214H201L202 216H204L207 219V224L203 223V227L204 228L202 229L205 233H207L209 235L217 236L218 235L217 230L220 229V228H223V226L225 224H226L225 231L227 233L226 234L225 233L219 234V242H220V244L215 249H213L214 246H211V251L208 252V257L204 258V253L202 254L200 252L199 255H197V257H196L197 259L195 260L194 256L196 255V251H198V249H195L194 251H191L190 253H188V254L191 255V259H186L185 256L182 257V260L184 261V263L185 264H193V263H195V261H197L198 264H217V263H222L225 250L221 246V244L225 240H227V239L230 240L231 243L229 244V246L231 245L232 247H234L236 245V246L239 247V246H241L244 243H249V239H251V240L256 239L257 235L259 233H264V227L259 225L260 221L264 222V212H263L264 211V207L262 205L259 206V204L261 203L260 200H259V196L253 197ZM198 208H200V207H198ZM197 220L198 219H196V221ZM221 223H223V224H221ZM250 223H251V220L249 219V225H250ZM227 224H229V226ZM198 225H199V220H198V223L197 224L194 223L193 226L199 227ZM204 225H206L207 229H205ZM202 230L200 229L198 231L200 232ZM94 236L97 239V237H96L97 235L94 234ZM220 236H222V237H220ZM238 236H240V239L237 238ZM199 239H202V241H207L208 242V240L205 239L203 236H200ZM211 253H212V256L210 258L209 256H210ZM107 254L109 255V253H107ZM170 255L173 256L174 258L173 259H168V258L165 257L164 260L167 261V263L171 262V264H178V261L181 258L180 255H177V256L172 255V254H170ZM146 264H161V263H159L158 261H155L154 263L146 262ZM163 264H165V263H163Z\"/></svg>", "mask_w": 264, "mask_h": 264}, {"label": "water", "instance_id": "obj_4", "mask_svg": "<svg viewBox=\"0 0 264 264\" xmlns=\"http://www.w3.org/2000/svg\"><path fill=\"white\" fill-rule=\"evenodd\" d=\"M54 50L56 49L44 43L38 47H29L19 61L21 81L37 113L50 112L57 108L68 92L72 67L68 58ZM197 59L198 62L191 65L177 62L174 66L167 68L162 75L141 80L139 87L146 91L169 94L195 88L200 83L220 82L225 84V80L222 79L223 74H220L221 78H212L210 64H213V61L204 60L203 57ZM219 69L223 71V68ZM9 144L8 123L0 113V147H8ZM3 166L0 157V171ZM7 185V179L0 172V203L4 198ZM240 258L242 261L246 260V256Z\"/></svg>", "mask_w": 264, "mask_h": 264}, {"label": "snow or ice", "instance_id": "obj_5", "mask_svg": "<svg viewBox=\"0 0 264 264\" xmlns=\"http://www.w3.org/2000/svg\"><path fill=\"white\" fill-rule=\"evenodd\" d=\"M259 175V173H257Z\"/></svg>", "mask_w": 264, "mask_h": 264}]
</instances>
